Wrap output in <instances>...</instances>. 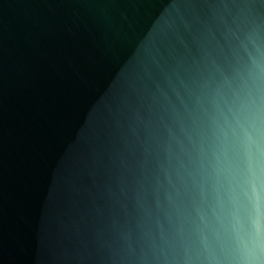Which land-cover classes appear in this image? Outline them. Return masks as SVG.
Listing matches in <instances>:
<instances>
[{
	"label": "water",
	"instance_id": "water-1",
	"mask_svg": "<svg viewBox=\"0 0 264 264\" xmlns=\"http://www.w3.org/2000/svg\"><path fill=\"white\" fill-rule=\"evenodd\" d=\"M202 0H0V264H91L94 202L144 103L203 39Z\"/></svg>",
	"mask_w": 264,
	"mask_h": 264
},
{
	"label": "clouds",
	"instance_id": "clouds-1",
	"mask_svg": "<svg viewBox=\"0 0 264 264\" xmlns=\"http://www.w3.org/2000/svg\"><path fill=\"white\" fill-rule=\"evenodd\" d=\"M180 103H144L94 202L91 264H264V0H202Z\"/></svg>",
	"mask_w": 264,
	"mask_h": 264
}]
</instances>
